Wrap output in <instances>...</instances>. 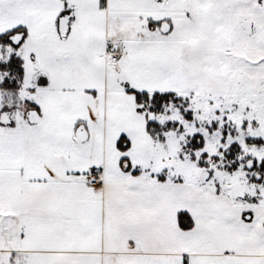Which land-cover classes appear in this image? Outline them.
I'll list each match as a JSON object with an SVG mask.
<instances>
[{"label": "snow or ice", "instance_id": "1", "mask_svg": "<svg viewBox=\"0 0 264 264\" xmlns=\"http://www.w3.org/2000/svg\"><path fill=\"white\" fill-rule=\"evenodd\" d=\"M0 264H264V0H0Z\"/></svg>", "mask_w": 264, "mask_h": 264}]
</instances>
